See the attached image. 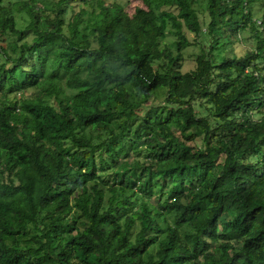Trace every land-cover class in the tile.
<instances>
[{
  "label": "trees",
  "instance_id": "16d2710c",
  "mask_svg": "<svg viewBox=\"0 0 264 264\" xmlns=\"http://www.w3.org/2000/svg\"><path fill=\"white\" fill-rule=\"evenodd\" d=\"M132 1L0 0V264H264V0Z\"/></svg>",
  "mask_w": 264,
  "mask_h": 264
},
{
  "label": "rangeland",
  "instance_id": "374dc122",
  "mask_svg": "<svg viewBox=\"0 0 264 264\" xmlns=\"http://www.w3.org/2000/svg\"><path fill=\"white\" fill-rule=\"evenodd\" d=\"M111 1H115V0H111ZM116 1H120L122 3H124L128 8H130L131 10L134 8L133 7V1L132 0H116ZM206 0H195V6L197 8H199L201 11L205 10V3ZM260 14L258 17H260V15H262L263 11H264V5H260L257 7L256 9ZM132 13V11H130ZM130 13V14H131ZM136 18H138L139 20H141L142 22L146 23V24H150L152 25V15L150 12L148 11H137L134 15ZM147 34L144 33L142 35V39L145 40L147 39ZM167 42L172 43L173 45V41H174V37L172 35H169L168 38L166 39ZM248 45V44H246ZM199 53V50L197 47H188L184 50V55L186 57V69H191L194 67L195 64V60L197 58V55ZM165 93L166 90L164 88H161L158 90V92L156 93V95L154 96V98H152L149 102L152 103L150 105H156L158 108L156 109H150V106L147 107L148 111V117H153L155 122H160L162 119H164L165 115L168 112V109L165 107L163 100L165 97Z\"/></svg>",
  "mask_w": 264,
  "mask_h": 264
},
{
  "label": "built area",
  "instance_id": "2783aa9c",
  "mask_svg": "<svg viewBox=\"0 0 264 264\" xmlns=\"http://www.w3.org/2000/svg\"><path fill=\"white\" fill-rule=\"evenodd\" d=\"M259 23H261V20H259Z\"/></svg>",
  "mask_w": 264,
  "mask_h": 264
}]
</instances>
